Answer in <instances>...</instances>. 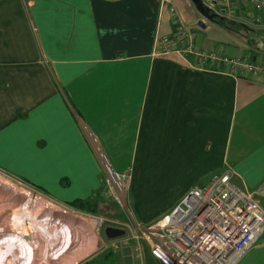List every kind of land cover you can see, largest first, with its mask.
<instances>
[{"label": "crops", "instance_id": "1", "mask_svg": "<svg viewBox=\"0 0 264 264\" xmlns=\"http://www.w3.org/2000/svg\"><path fill=\"white\" fill-rule=\"evenodd\" d=\"M172 5L195 49L264 61V28L243 40L198 27L189 0ZM173 25L158 0H0V171L65 206L94 200L102 173H130L145 226L158 218L136 209L139 188L184 180L171 211L228 170L241 190L263 186L264 75L158 55ZM237 264H264V234Z\"/></svg>", "mask_w": 264, "mask_h": 264}, {"label": "built area", "instance_id": "2", "mask_svg": "<svg viewBox=\"0 0 264 264\" xmlns=\"http://www.w3.org/2000/svg\"><path fill=\"white\" fill-rule=\"evenodd\" d=\"M201 2L216 15V22L245 29L264 28V0ZM161 3L176 26L173 39L185 45L177 48L172 36H162L157 43L158 55L179 53L193 68L223 72L237 79L264 75L263 59L252 62L195 49L190 44L193 33L175 17L172 0H160ZM124 178L114 174L112 179L120 182ZM231 178L232 172L228 170L206 186L193 188L168 214L148 226L134 221L126 206L119 203V185L109 193L104 188L102 198L118 203L128 216V224L121 227L126 237L112 242L120 249L130 247L132 264H146V253L157 264H237L264 234V209L260 203L264 199V185L254 191L241 190L232 184Z\"/></svg>", "mask_w": 264, "mask_h": 264}, {"label": "bare ground", "instance_id": "3", "mask_svg": "<svg viewBox=\"0 0 264 264\" xmlns=\"http://www.w3.org/2000/svg\"><path fill=\"white\" fill-rule=\"evenodd\" d=\"M38 209L45 211L50 218L40 222L38 218L31 219L36 216ZM33 210L36 212L33 213ZM87 222L97 225L93 219L65 210L59 211L58 207L50 205L48 201L33 200L29 191L0 175V240L13 237V241H2L0 247L6 255L12 244H17L21 250L18 249L15 256H10L7 264L80 263L91 256L97 247L98 239ZM60 224L63 229L59 233ZM32 225L37 228L36 231H30ZM15 231L16 235H11ZM68 240L71 246L66 248L64 243ZM2 260L0 264H5L6 259Z\"/></svg>", "mask_w": 264, "mask_h": 264}, {"label": "rangeland", "instance_id": "4", "mask_svg": "<svg viewBox=\"0 0 264 264\" xmlns=\"http://www.w3.org/2000/svg\"><path fill=\"white\" fill-rule=\"evenodd\" d=\"M158 2L160 4V0H158ZM175 17L178 18L180 24L183 25L182 22L180 21V17L178 15V13L176 12V10H175ZM197 20H198V16H197ZM175 27L176 26H174L173 31L176 34L177 30ZM190 44L193 46L192 40H191ZM177 48H179V47H177ZM0 175L7 178L8 180H10L12 184L17 185L21 189L29 191L30 194L33 196V200L40 199L42 202L48 201L50 205H54V206L58 207L59 211L65 210L71 214L78 215V216H81L84 218L93 219L97 222V225L90 224L87 222L89 227H91L94 230L96 237L98 239L96 250L94 251V253L91 256L87 257L85 260L81 261L78 264H83L85 262L87 264H120V260L118 258V254H120V251H121V249L119 248L120 246L116 245L112 241H108L105 239L104 229L106 227H109V226L121 228L123 225H127L128 224V216H127L124 208L123 207L121 208L118 203L110 202V201L103 199L101 191L105 188V190L109 193L110 189L112 190V187H116V185H119L120 188L117 191L118 192L117 195L118 196L122 195V199L119 200L120 201L119 203H121L122 206H126V208L131 213L133 220L136 221L134 218H136L137 214L134 213L133 208H131L132 206H131V201H130V187H131V181H132V177H131L130 173L118 174V175H124L125 176V178L120 182L119 181L116 182L114 179H112L114 174L108 173L107 171L102 173V183L103 184H102V188H101L100 193H98L99 194L98 197H101L104 201L103 203H105V204L101 203V201H99V199H95L92 201L90 200L91 201L90 205L91 206L94 205L96 207V209L98 210L97 211L98 213L93 214V215L89 214V213H85L84 211H80L76 208L74 209V208L69 207L67 205L65 206L62 204L55 203L54 201H52L48 197H46L43 193L35 190L29 184H27L23 181L17 180V179L10 177L8 175H5L1 171H0ZM128 179H129V182H128ZM184 183L185 182L182 179H173V180L163 182L164 189H158L154 186H150V187H145L143 189V191H141V189L139 188L137 201L135 203L136 209L141 213V215L143 217L146 215H150V216L156 215V217H154L153 221L157 220V218L160 219L161 217H163L165 215L166 212L169 211V209L172 208V207H170V208H167V207L178 196V190L184 185ZM185 184H186L185 186H187V183H185ZM132 187H137V189H138V185L133 184ZM122 189L125 192H123ZM115 191H116V189H115ZM187 192L185 193V195L187 194ZM111 193H112V191H111ZM114 194H116V192H114ZM134 202L135 201L133 198V206H134ZM165 209H166V211H165ZM36 211L33 210V213L36 212L35 213L36 216L31 218V216L28 215V217L31 219L38 218L39 222L42 220L50 218L49 216H47V214H45V211H43L41 209H38ZM1 214L3 215L4 213L1 212ZM58 220L60 221L61 219H58ZM143 226H145V225H143ZM58 228L60 229V231H59V233H60L61 229H63V227H61V224H60ZM36 229L32 225V227L30 228V231H36ZM7 232H10V231H7ZM11 235H16V231L12 232ZM12 238L13 237H11L9 239L5 238L3 240H0V243L2 241H5V242L13 241ZM64 245H67L66 248H68L71 246V242L68 240L66 243H64ZM11 246L12 247H11V249L7 255L4 254L2 247H0V259L2 260L3 258H5L6 259L5 264H7V259L10 256H13V255L15 256L16 251L20 248L19 246H17V244H12ZM146 264H148L147 259H146ZM153 264H156V263L154 262Z\"/></svg>", "mask_w": 264, "mask_h": 264}, {"label": "water", "instance_id": "5", "mask_svg": "<svg viewBox=\"0 0 264 264\" xmlns=\"http://www.w3.org/2000/svg\"><path fill=\"white\" fill-rule=\"evenodd\" d=\"M193 9L200 17L201 20L197 23L198 27L204 29V21L215 24L216 22V15L211 12L208 8H206L201 0H189ZM104 237L108 241H116L126 237V233L123 229L118 227H106L104 229ZM121 256H122V264H132V257H131V249L129 246H125L121 248Z\"/></svg>", "mask_w": 264, "mask_h": 264}, {"label": "trees", "instance_id": "6", "mask_svg": "<svg viewBox=\"0 0 264 264\" xmlns=\"http://www.w3.org/2000/svg\"><path fill=\"white\" fill-rule=\"evenodd\" d=\"M215 25L220 27L222 30L227 31L229 34L241 38L243 40H245V36L248 33V31H250V29H245V28H241V27H233L228 23H224V22H215ZM99 194H97V196L95 197V199H99V201H101V203H103V199L101 197H98ZM94 199V200H95ZM92 201V199H91ZM90 200H86V201H78V202H74L70 205H68L69 207L72 208H76L80 211H84L85 213H89V214H97L98 210L96 209V207L93 205L91 206ZM98 201V200H97ZM105 204V203H103ZM83 264H87L86 262Z\"/></svg>", "mask_w": 264, "mask_h": 264}]
</instances>
